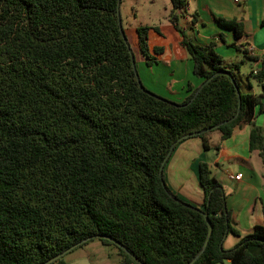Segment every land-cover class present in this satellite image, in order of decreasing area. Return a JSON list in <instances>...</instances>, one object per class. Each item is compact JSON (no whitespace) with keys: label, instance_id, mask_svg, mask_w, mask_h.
Returning a JSON list of instances; mask_svg holds the SVG:
<instances>
[{"label":"trees","instance_id":"1","mask_svg":"<svg viewBox=\"0 0 264 264\" xmlns=\"http://www.w3.org/2000/svg\"><path fill=\"white\" fill-rule=\"evenodd\" d=\"M121 1L0 0V264H42L93 239L115 245L124 264H264V224L223 247L238 232L208 163L199 165L202 207L164 176L180 142L199 137L209 149L211 133L226 140L243 123L264 159L254 122L264 61L249 75L262 92L244 93L241 63L225 65L215 42L184 37L203 83L182 102L164 98L138 76ZM216 21L243 35L242 23ZM151 29L137 28L148 63ZM67 253L50 264H66Z\"/></svg>","mask_w":264,"mask_h":264},{"label":"crops","instance_id":"2","mask_svg":"<svg viewBox=\"0 0 264 264\" xmlns=\"http://www.w3.org/2000/svg\"><path fill=\"white\" fill-rule=\"evenodd\" d=\"M185 1L184 10L173 11L171 8L170 25H155L159 31L150 30V54L154 61L148 63L142 54L137 31L133 37L137 64L142 67L138 69L142 84L157 95L178 103L203 83L194 74L193 60L183 45L184 37L199 45L215 42L216 51L223 57L225 65L245 64L248 60L251 63L250 74L258 72L264 61V0ZM216 18L242 23L243 35L237 38L232 29L220 25ZM155 47H161V52L156 53ZM251 47L254 52L246 54L243 49ZM247 79L253 88L251 93L262 92L260 84L259 91L252 86L254 77ZM254 122L264 134V110L256 112ZM251 130L250 123H243L226 140H222L220 133L215 131L219 133L220 141L210 144L209 149H205L199 137L188 138L176 146L164 166L170 190L182 200L202 207L205 194L199 180V165L202 162L210 165L212 174L226 191L231 224L238 232V235L229 233L226 236L225 249H231L255 226L264 224V159L258 150L250 149ZM231 174H241L242 177L235 180ZM222 264H230V261Z\"/></svg>","mask_w":264,"mask_h":264},{"label":"rangeland","instance_id":"3","mask_svg":"<svg viewBox=\"0 0 264 264\" xmlns=\"http://www.w3.org/2000/svg\"><path fill=\"white\" fill-rule=\"evenodd\" d=\"M171 8L170 0L121 1L120 18L126 37L135 54L134 57L138 75V69L142 67L137 64L138 56L137 52L135 53L136 50L133 44V37L136 34L137 28L140 26L153 27L155 25H170ZM250 71L251 63L246 60L245 64H241L240 72L237 73L238 78L244 83L242 84V92L244 93H251V91H253L247 79L250 75ZM251 84L256 89L255 91H259V83L256 80L252 81ZM219 141V133H211L209 136V143L218 144ZM64 261L66 264H124L118 248L115 245L105 244L99 239H93L83 246L74 248L64 256Z\"/></svg>","mask_w":264,"mask_h":264},{"label":"water","instance_id":"4","mask_svg":"<svg viewBox=\"0 0 264 264\" xmlns=\"http://www.w3.org/2000/svg\"><path fill=\"white\" fill-rule=\"evenodd\" d=\"M140 86H141V85H140ZM162 169H163V167H162ZM205 218H206L207 223H208V226H209L208 240L206 241V244H205V247H206L207 244H208L209 238H210V236H211V233H212V225H211L210 220L208 219V216L205 215ZM98 237H100V236H98ZM74 247H75V246H74ZM74 247H71V248L67 249L65 252H63V253H61V254H59V255L53 257L52 259H50V260H48L47 262H44V263H42V264H50V263L54 262L55 260H57L58 258H60L61 256H63L65 253H67V252H69L70 250H72ZM138 262H139V261H138Z\"/></svg>","mask_w":264,"mask_h":264},{"label":"built area","instance_id":"5","mask_svg":"<svg viewBox=\"0 0 264 264\" xmlns=\"http://www.w3.org/2000/svg\"><path fill=\"white\" fill-rule=\"evenodd\" d=\"M248 49H249V52L250 53H253L254 52L253 47L248 48ZM254 73L256 74L257 72H254ZM230 177L232 179H235V180H240L242 176H241V174H236V175L231 174Z\"/></svg>","mask_w":264,"mask_h":264}]
</instances>
